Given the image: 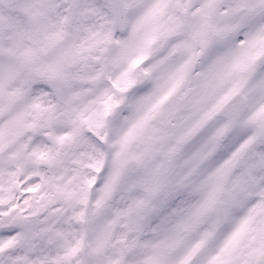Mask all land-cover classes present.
<instances>
[{
  "label": "snow or ice",
  "instance_id": "1",
  "mask_svg": "<svg viewBox=\"0 0 264 264\" xmlns=\"http://www.w3.org/2000/svg\"><path fill=\"white\" fill-rule=\"evenodd\" d=\"M0 264H264V0H0Z\"/></svg>",
  "mask_w": 264,
  "mask_h": 264
}]
</instances>
